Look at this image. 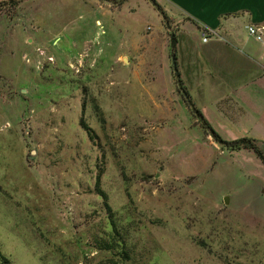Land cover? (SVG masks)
<instances>
[{
	"label": "rangeland",
	"instance_id": "1",
	"mask_svg": "<svg viewBox=\"0 0 264 264\" xmlns=\"http://www.w3.org/2000/svg\"><path fill=\"white\" fill-rule=\"evenodd\" d=\"M34 1L0 8V264H264V164L185 104L183 20L64 0L35 25Z\"/></svg>",
	"mask_w": 264,
	"mask_h": 264
},
{
	"label": "crops",
	"instance_id": "2",
	"mask_svg": "<svg viewBox=\"0 0 264 264\" xmlns=\"http://www.w3.org/2000/svg\"><path fill=\"white\" fill-rule=\"evenodd\" d=\"M36 1L43 4L30 13L35 25L53 19L54 3L59 5L58 15H63L64 0ZM157 2L167 16L183 20L176 36V64L195 105L215 130L221 129L218 125L235 129L239 137L256 139L264 151V31L263 40L257 41L245 28L264 26V0ZM203 30L211 32L206 41Z\"/></svg>",
	"mask_w": 264,
	"mask_h": 264
},
{
	"label": "trees",
	"instance_id": "3",
	"mask_svg": "<svg viewBox=\"0 0 264 264\" xmlns=\"http://www.w3.org/2000/svg\"><path fill=\"white\" fill-rule=\"evenodd\" d=\"M16 0H2L0 1V8H5L9 6L10 4H14ZM125 0H120L119 2H124ZM153 7L157 10L159 15L162 18V22L165 25V27L168 28L167 20L168 16L165 12V10L161 7V5L156 1V0H148ZM176 44H177V37L175 35V32L170 31V56L172 58V67L175 72V77H176V82L178 89L183 97V100L187 107L189 108L190 112L192 115L199 120L201 126L203 129L210 134L213 139L222 144L227 146L229 149H238V148H247L252 150L255 155L261 160V162L264 164V151L262 150L260 144L258 141L254 138L247 137V136H242L238 137L235 139L231 140H225L221 137V135L213 128V126L210 124V122L207 120V118L204 116V114L200 111V109L195 105L193 102L187 88L184 86L183 81L180 77V74L177 70V64H176ZM81 125L84 127L87 132L89 133L90 138H93V133L92 129L81 119ZM99 181H100V175L96 176V190L99 196L103 199V202L105 206L109 209L110 207L108 206L107 203V194L105 193L104 190H102L99 187ZM8 260L4 257V263H7Z\"/></svg>",
	"mask_w": 264,
	"mask_h": 264
},
{
	"label": "built area",
	"instance_id": "4",
	"mask_svg": "<svg viewBox=\"0 0 264 264\" xmlns=\"http://www.w3.org/2000/svg\"><path fill=\"white\" fill-rule=\"evenodd\" d=\"M247 33L252 36L254 39L257 41H262L263 40V31H264V26L261 25H255V24H247L245 25ZM210 31L209 30H203L202 31V40L206 41L208 37L210 36Z\"/></svg>",
	"mask_w": 264,
	"mask_h": 264
},
{
	"label": "water",
	"instance_id": "5",
	"mask_svg": "<svg viewBox=\"0 0 264 264\" xmlns=\"http://www.w3.org/2000/svg\"><path fill=\"white\" fill-rule=\"evenodd\" d=\"M223 199H224V203H227L228 202L227 196H225Z\"/></svg>",
	"mask_w": 264,
	"mask_h": 264
}]
</instances>
